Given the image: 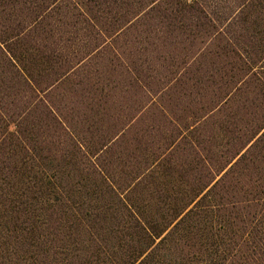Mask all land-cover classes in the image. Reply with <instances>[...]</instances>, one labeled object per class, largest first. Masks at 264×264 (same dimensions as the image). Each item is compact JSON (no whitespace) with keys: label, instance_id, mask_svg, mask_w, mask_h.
<instances>
[{"label":"trees","instance_id":"obj_1","mask_svg":"<svg viewBox=\"0 0 264 264\" xmlns=\"http://www.w3.org/2000/svg\"><path fill=\"white\" fill-rule=\"evenodd\" d=\"M0 151L58 264H264V0H0Z\"/></svg>","mask_w":264,"mask_h":264},{"label":"rangeland","instance_id":"obj_2","mask_svg":"<svg viewBox=\"0 0 264 264\" xmlns=\"http://www.w3.org/2000/svg\"><path fill=\"white\" fill-rule=\"evenodd\" d=\"M150 41H153L152 37ZM175 44L179 45L177 41H175ZM139 46L134 44L133 49ZM142 46L147 47L145 44H142ZM187 46L188 44L184 45L185 52H187ZM141 47L139 50H141ZM182 50L178 47L171 54H182ZM127 51H129V45L126 47ZM251 87H253V84L249 82L247 88H243V91L250 93L249 88ZM248 106L246 108L250 116L258 114L253 103H248ZM236 108L237 106L234 109ZM240 112L243 114L245 110L240 109L238 114ZM130 113L133 114L134 112L130 111ZM234 122L236 128L234 127L233 133L237 135L241 133L237 129L243 131L244 119L242 121L235 120ZM217 123L214 124L215 127H209V138L211 134H214V141L222 143V133L218 131ZM250 123L245 126V130L252 126ZM205 135H207V131ZM216 149L219 151L220 147H216ZM5 154L6 156L3 157L2 163H0V264H58L59 230L55 223L48 219L49 212L44 209L46 206L44 205L45 200L39 198L41 189L39 172L35 169L36 174L34 175V172H32L30 175V173L25 172L24 167L19 169L23 162L21 163L18 155L12 156L10 153L11 158H9L7 153ZM120 158L121 160L118 161L120 166L118 168L114 166L116 176L122 170L127 169L126 166L128 165V163H125L124 167H121L124 161L127 160V156L126 160L124 156ZM27 175L29 176L26 177ZM89 184L90 187L91 185L95 186V182L92 180H89ZM28 189L30 190L27 191ZM64 233L68 232L64 230Z\"/></svg>","mask_w":264,"mask_h":264}]
</instances>
